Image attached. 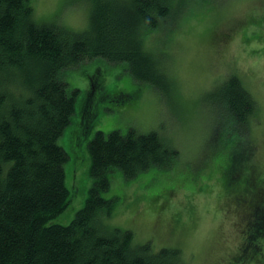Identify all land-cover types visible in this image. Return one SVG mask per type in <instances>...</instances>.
I'll return each instance as SVG.
<instances>
[{"label": "trees", "instance_id": "trees-1", "mask_svg": "<svg viewBox=\"0 0 264 264\" xmlns=\"http://www.w3.org/2000/svg\"><path fill=\"white\" fill-rule=\"evenodd\" d=\"M91 1L88 26L75 30L59 19L39 21L33 0H0V264H187L180 249L155 251L150 242L137 243L133 231L112 226L114 202L103 196L115 173L130 181L173 168L179 151L159 133L97 132L89 143L93 186L85 206L69 225L50 224L70 202L69 156L59 140L76 113L79 91H69L66 73L100 59L123 65L135 82L175 85L145 42L169 18L174 23L184 4ZM220 85L215 132L229 150L222 185L246 206L243 251L264 256V176L253 167L250 143L259 105L236 73ZM94 87L104 89L99 76ZM135 96L104 98L126 103Z\"/></svg>", "mask_w": 264, "mask_h": 264}, {"label": "rangeland", "instance_id": "rangeland-1", "mask_svg": "<svg viewBox=\"0 0 264 264\" xmlns=\"http://www.w3.org/2000/svg\"><path fill=\"white\" fill-rule=\"evenodd\" d=\"M33 2L39 21L59 19L75 30L88 26L91 0ZM172 4L173 9L184 4L176 21L169 18L152 31L145 47L166 66L175 85L135 82L123 65L100 59L66 73L69 91H79L76 113L59 140L69 156L70 202L50 224L69 225L85 206L93 186L89 143L97 132H155L178 149V159L170 170H152L130 181L113 174L103 195L114 202L110 224L133 231L137 243L150 242L155 251L180 249L187 264H264V256L243 251L247 210L222 185L229 150L221 131L215 132L213 109L220 84L236 73L259 105L250 143L253 167L264 176V0ZM97 76L104 81L98 92ZM118 92L136 96L126 103L104 98Z\"/></svg>", "mask_w": 264, "mask_h": 264}]
</instances>
